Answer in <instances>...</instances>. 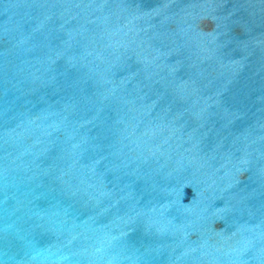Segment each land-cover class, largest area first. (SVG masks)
Returning <instances> with one entry per match:
<instances>
[{"label": "water", "instance_id": "water-1", "mask_svg": "<svg viewBox=\"0 0 264 264\" xmlns=\"http://www.w3.org/2000/svg\"><path fill=\"white\" fill-rule=\"evenodd\" d=\"M0 264H264V0H0Z\"/></svg>", "mask_w": 264, "mask_h": 264}]
</instances>
